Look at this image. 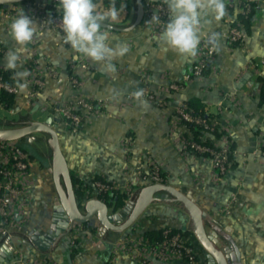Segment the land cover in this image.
<instances>
[{
	"label": "crops",
	"instance_id": "crops-1",
	"mask_svg": "<svg viewBox=\"0 0 264 264\" xmlns=\"http://www.w3.org/2000/svg\"><path fill=\"white\" fill-rule=\"evenodd\" d=\"M153 1L143 0L144 7ZM240 1L224 0L226 14L218 22L206 24L202 19L201 40H209L211 32L219 33L215 41L209 40L216 53L206 75L191 81L184 77L196 57L178 54L159 39L161 32L145 21L129 30L111 29L110 36L127 43L129 51L113 61L117 71L109 73L103 64L76 53L64 42L62 29L44 18L45 4L39 0L0 8V44L6 48L5 53L17 47L9 35V24L21 11L39 28L33 42L27 45L28 53L22 57L20 70L30 73L27 87L19 89L12 108L6 109L0 103V109L9 110L18 118L0 117V127L52 118L51 125L59 131L69 169L83 181V196L78 197L82 204L98 196L94 186L98 176L115 184L125 195L126 204L142 187L151 184L148 176L152 165L158 163L166 183L182 192L190 191L208 214L210 235L216 236L210 224L213 222L234 240L242 264H264V106L259 105L258 80L264 76V3L258 2L245 41L233 45L228 34L240 22ZM98 4L101 9L108 7L103 2ZM122 5V9L118 8L120 20L113 26L124 28L135 22L137 2L122 0ZM57 10L61 11L59 6ZM115 43L111 41V46ZM5 53L0 54L2 68ZM82 62L87 63V69L81 67ZM73 74L82 80L78 88L70 84ZM35 77H41L45 84L37 97H31ZM172 83L180 87L170 89ZM144 84L167 101L164 107L145 99L149 105L145 108L131 97ZM81 93L102 101V114L90 116L82 126L72 129L57 108ZM189 101L198 102L215 116V125L234 144L232 164L223 175L211 158L183 148L182 140L191 131L176 118V108L180 102ZM42 107L48 109L43 111ZM32 137L33 142H20L31 154L32 165L22 200L16 202L8 227L12 235H0V251H8L3 264H139L141 249L135 244L146 232L165 228L188 231L184 240L197 254L195 264H210L208 252L193 232L190 216L180 203L155 201L133 226L120 232L109 230L104 237L96 229L93 232L89 224H83L55 240L65 218L52 176L49 136L36 133ZM204 138L213 136L206 134ZM122 208L110 207V211ZM152 259L156 264H188L177 256Z\"/></svg>",
	"mask_w": 264,
	"mask_h": 264
},
{
	"label": "built area",
	"instance_id": "built-area-1",
	"mask_svg": "<svg viewBox=\"0 0 264 264\" xmlns=\"http://www.w3.org/2000/svg\"><path fill=\"white\" fill-rule=\"evenodd\" d=\"M240 2H244V4L238 6V10L244 16H248L252 7L251 2L264 3V0H241ZM154 14L159 16V24L154 22L149 23ZM44 18L50 20L53 24L61 28V18L54 17L49 19L46 15H44ZM168 19L169 14L167 5L163 3V0H155L145 7L143 21L151 26L155 31L162 32L164 25L168 22ZM246 37V29L243 23L239 22L230 29L228 41L231 44L240 45L245 41ZM3 53L4 49L0 44V54ZM215 53V45L207 38L202 39L198 48V55L196 57L195 64L192 69L185 74L184 80L191 81L203 78L206 75V70L212 65ZM81 67L83 69H87L88 65L86 62H82ZM69 81L70 84L76 88L82 85V80L77 74L71 75ZM44 84L45 82L41 77H35L34 88L30 96L37 97ZM179 87L180 85L175 83L169 85V88L173 90H176ZM1 89H5L15 95L19 93L17 85H11L4 81L3 74L0 70V90ZM140 89H143L145 93L143 99L150 100L160 107H164L166 105L167 101L153 93L146 84H144ZM102 105V101H95L87 95L81 93L68 99L67 101H64L58 106L57 110L72 129H77L82 126L90 116L101 115ZM47 109L48 108L46 107H42L43 111H46ZM186 109L187 105L185 102H180L176 108V118L178 120L184 119L186 121L203 123L205 125L206 133L204 136H201V140H206L204 138L206 134L212 135V131L219 129L215 125L214 118L206 120L201 116L192 115ZM220 139L222 140L221 143L219 142ZM220 139H214L213 142L215 143V146H210L195 141L194 135L191 132L189 137L182 140V145L184 150L189 152L210 154L211 159L214 161V164L219 171V174L223 175L228 171L232 164V160L229 157L232 149L231 141L228 136L223 135ZM261 154L264 158V148L261 150ZM0 164L2 165L0 170V235L11 236L12 233L8 230V227L12 223L16 202L22 200L27 176L32 165V157L29 152L20 146L18 141H0ZM148 179L151 184L166 183L162 168L158 163H154L152 165ZM94 186L98 193L101 191L117 189L115 184L112 182L102 180H94ZM184 237L185 236H182L180 233H172L171 228H165L163 232V240L159 243L149 245L141 239L135 244L136 247H140L141 249L139 264H156V262L152 259V256L161 260L177 256L184 259L188 264H195L197 262V254L193 246L184 240Z\"/></svg>",
	"mask_w": 264,
	"mask_h": 264
},
{
	"label": "clouds",
	"instance_id": "clouds-1",
	"mask_svg": "<svg viewBox=\"0 0 264 264\" xmlns=\"http://www.w3.org/2000/svg\"><path fill=\"white\" fill-rule=\"evenodd\" d=\"M62 10L61 28L66 44L84 57L93 62L103 64L109 73L117 71L113 61L127 54V43L121 42L119 37L110 36L114 23L120 20V9L116 0H110L106 9H101L96 0H58ZM167 5L169 19L159 35V39L174 49L182 56L197 57L201 43L202 19L204 23L211 24L225 17L226 8L224 0H163ZM102 22H106L102 26ZM160 23L158 15L154 14L149 23ZM102 27L105 30L102 31ZM36 24L21 11L9 24V35L15 41L17 47L9 49L5 53V70L13 72V80L17 87L23 90L27 87L26 79L30 75L22 68V57L28 53L27 45L33 42L38 34ZM219 33L211 32L210 41H215ZM111 41H116L111 46ZM25 81V82H22ZM143 89H137L131 93L140 106L147 108L148 101L143 99Z\"/></svg>",
	"mask_w": 264,
	"mask_h": 264
},
{
	"label": "water",
	"instance_id": "water-1",
	"mask_svg": "<svg viewBox=\"0 0 264 264\" xmlns=\"http://www.w3.org/2000/svg\"><path fill=\"white\" fill-rule=\"evenodd\" d=\"M21 1L25 0H0V5L7 6ZM39 1L45 4L53 0ZM136 2L137 17L135 22L131 26L124 28L112 25L111 29L129 30L143 21L145 13L143 0H136ZM102 26L106 27L107 25L102 22ZM19 123L20 126L0 127V141L24 140L33 142L34 137L32 135L36 133H43L49 136L48 145L53 155L52 176L59 198L60 211L65 218V221L61 222V232L57 233L55 240L60 239L74 228L83 224H89L98 231L100 236L104 237L109 230L120 232L133 226L141 213L155 201L180 203L190 216L193 232L208 252L210 264H242L240 250L230 235L223 232L220 227L210 221L216 236L209 234L206 225L209 216L196 202L190 191L187 193L182 192L167 183H152L142 187L134 198L117 212H111L109 205L98 196L89 198L84 204H81L76 195L68 162L60 146L59 131L51 125L52 118L47 121L27 120ZM217 236L222 238L223 243ZM40 247L43 248L42 245ZM7 255L8 251L3 248L0 251V264L4 263ZM109 256L110 250L106 252L107 260Z\"/></svg>",
	"mask_w": 264,
	"mask_h": 264
},
{
	"label": "trees",
	"instance_id": "trees-1",
	"mask_svg": "<svg viewBox=\"0 0 264 264\" xmlns=\"http://www.w3.org/2000/svg\"><path fill=\"white\" fill-rule=\"evenodd\" d=\"M96 2L97 3L103 2L105 5L109 6L110 0H96ZM17 4H19V2H15L13 5H17ZM121 4H122V0H116L117 8H120ZM243 4H244V2H240L239 6H241ZM257 4H258V2H251L252 7H251V11L249 12L248 16H244L243 14L239 13L240 22L243 23L245 29H247V30H249L251 27L252 20H253V17L255 15V12L257 9ZM44 6L45 7H44L43 14L46 15L49 19H52L54 17H58V18L62 19V10L61 11L57 10V6H59L58 0H53L50 3H45ZM3 7H4V5H0V8H3ZM233 45H238V44H233ZM2 48L4 49V53H5L6 48L4 46H2ZM0 70L3 74L4 81L6 83H9L11 85H16V82L13 80V72L11 70H5V68H2V67H0ZM208 70L209 69L206 70V73ZM258 80L260 82L259 105L264 106V76H259ZM15 98H16V95L14 93H11L5 89L0 90V103L4 106V108H6V109L12 108L14 105V102H15ZM185 104L187 105L186 110L189 111L194 116H201L202 118H204L206 120H210V119L215 118V116H213L212 114L205 111V108L202 105H200L198 102L189 101V102H185ZM180 121L188 126V128L190 129V131L194 135V140L199 142V143H202V144L215 146V143L213 142L214 139H220L223 135H225L224 131H221L219 129H215L214 131L211 132L213 138L212 139L208 138V139L203 141V140H201V136H204V134L206 133L205 132L206 131L205 125L203 123L186 121L184 119H182ZM19 144H20V146L23 147L24 150H26L28 152V150L21 143H19ZM231 149L232 150L229 154V157L232 160L233 159V150H234V144L233 143H231ZM197 154L211 158V155L208 153H206V154L197 153ZM1 168H2V165L0 164V170H1ZM71 174H72L74 187L76 190V195H77V197H82L83 196V192H82L83 181L81 179H79L74 173H71ZM94 180L106 181L99 176L94 178ZM98 197L100 199H102L103 201H105L109 205V207H114L115 209H119L125 205V195L121 194V192L117 189H112V190H108V191H101L98 193ZM87 225L88 224H85V226H87ZM91 230L93 232H95V228H92ZM163 232H164V229L148 231L144 234L143 240L145 242H147L149 245L159 243L163 240ZM172 233H180L182 236H187L189 232L183 231V230L172 229ZM75 252L76 251L73 250L72 255H74Z\"/></svg>",
	"mask_w": 264,
	"mask_h": 264
},
{
	"label": "rangeland",
	"instance_id": "rangeland-1",
	"mask_svg": "<svg viewBox=\"0 0 264 264\" xmlns=\"http://www.w3.org/2000/svg\"><path fill=\"white\" fill-rule=\"evenodd\" d=\"M27 1L34 2L35 0H27ZM24 3L25 2L21 1L19 4H24ZM7 6L9 8L11 5H7ZM0 117L5 120H14L15 118H18L16 115H12L9 110H4V109H0ZM21 141L18 142L20 143ZM25 188H26V184H25Z\"/></svg>",
	"mask_w": 264,
	"mask_h": 264
}]
</instances>
